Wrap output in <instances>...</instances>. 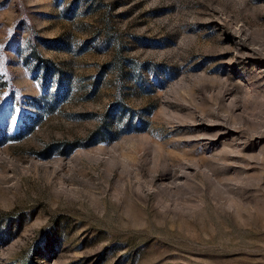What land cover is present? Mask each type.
Here are the masks:
<instances>
[{
	"label": "rangeland",
	"instance_id": "obj_1",
	"mask_svg": "<svg viewBox=\"0 0 264 264\" xmlns=\"http://www.w3.org/2000/svg\"><path fill=\"white\" fill-rule=\"evenodd\" d=\"M0 264H264V0H0Z\"/></svg>",
	"mask_w": 264,
	"mask_h": 264
}]
</instances>
